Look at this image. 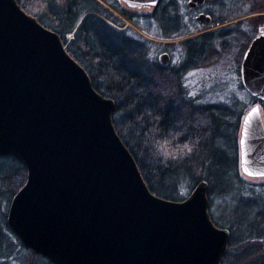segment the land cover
<instances>
[{"label":"water","instance_id":"obj_1","mask_svg":"<svg viewBox=\"0 0 264 264\" xmlns=\"http://www.w3.org/2000/svg\"><path fill=\"white\" fill-rule=\"evenodd\" d=\"M120 1L132 8L159 2ZM196 20L207 26L211 17ZM158 62L168 65V54ZM241 75L264 100V34L250 43ZM253 108L241 123L239 164L259 177L264 124ZM113 109L57 33L15 0H0V155L27 170L6 219L21 243L54 264H220L229 232L209 217L206 181L179 203L153 195L115 131Z\"/></svg>","mask_w":264,"mask_h":264},{"label":"trees","instance_id":"obj_2","mask_svg":"<svg viewBox=\"0 0 264 264\" xmlns=\"http://www.w3.org/2000/svg\"><path fill=\"white\" fill-rule=\"evenodd\" d=\"M15 1L42 26L59 35L65 50L90 77L95 91L113 100L116 133L133 156L150 192L177 201L184 197L177 192L179 187L185 184L190 190L205 180L209 206L214 195L229 198L228 203L216 207L214 214L209 212L212 222L230 234L231 248L220 264H264V185L246 184L238 174L239 120L256 100H241L235 95L226 103H208L189 95L179 80L182 65L176 70L160 67L149 56L147 42L129 36L110 16L105 6L110 0ZM153 16L162 28V38L187 34L181 30L185 24L173 10L171 0H160ZM68 35L72 38L67 39ZM218 36L205 33L183 40V67L201 63ZM176 132L181 134L173 143H186L191 151L168 158L157 154L155 141ZM25 178L26 169L18 159L0 156V204L4 201L7 206ZM5 226L7 236L0 234V249L7 248L6 255L16 246L23 258L28 252L36 260L34 264H52L24 248Z\"/></svg>","mask_w":264,"mask_h":264},{"label":"rangeland","instance_id":"obj_3","mask_svg":"<svg viewBox=\"0 0 264 264\" xmlns=\"http://www.w3.org/2000/svg\"><path fill=\"white\" fill-rule=\"evenodd\" d=\"M171 1L173 2V10L179 14L181 21L185 24L181 30L187 31V34L171 39L160 36L162 28L149 7L130 8L120 0L109 1V5H113V8L109 7L108 4V6H105L109 8L110 16L116 20L120 29L125 30L129 36H137L147 42L150 50L149 56L152 59L158 62V56L165 52L170 60L165 68L176 70L182 65L179 69L181 75L179 80L187 89L189 95L198 96V100L208 103H226L235 95L241 100L251 97L243 88L240 70L243 55L248 45L256 36L264 34V0H205L202 11L212 18V22L207 24V26H202V24L194 21L196 11H192L187 6L188 0ZM27 14L32 16L29 13ZM205 33L219 35L211 43L208 52H206V58L201 63L197 61L190 67L185 64V67H183L182 62H184L185 58L180 45L181 42ZM70 38H72V35L67 36V39ZM166 81L168 80H159V82ZM253 105L254 103H251L246 108L239 120L237 140L239 139L241 122L246 112ZM258 106L260 108L259 104ZM113 113L114 109L111 114L112 124ZM238 174L246 184L264 185V177H249L240 171L239 159ZM191 190L187 189L185 184L179 187L177 192L184 195V197L176 202L179 203L185 200ZM12 197L13 194L6 207H4V201L0 204V234L4 236H7L5 225H7V211ZM211 199L212 206L208 207V211L210 213L213 212V214L217 206L229 202V198L224 196L214 195ZM0 241L1 243L3 242L1 239ZM12 248L9 255H6L8 252L7 248L4 250L0 249V264H34L36 262L31 255L29 256L28 252L24 254L23 258V253L21 254L16 246H12ZM228 248H231L229 242L225 252ZM15 250H18L19 253L18 251L15 252Z\"/></svg>","mask_w":264,"mask_h":264},{"label":"clouds","instance_id":"obj_4","mask_svg":"<svg viewBox=\"0 0 264 264\" xmlns=\"http://www.w3.org/2000/svg\"><path fill=\"white\" fill-rule=\"evenodd\" d=\"M181 133L176 132L171 134L167 138H161L155 141L154 147L157 154L168 158L175 157L179 154H183L186 151L190 150L188 144H174L173 141L176 137H178Z\"/></svg>","mask_w":264,"mask_h":264},{"label":"flooded vegetation","instance_id":"obj_5","mask_svg":"<svg viewBox=\"0 0 264 264\" xmlns=\"http://www.w3.org/2000/svg\"><path fill=\"white\" fill-rule=\"evenodd\" d=\"M206 2V1H205ZM158 5V4H157ZM156 5V6H157ZM205 5V3L202 5V6H195V7H189L192 11H196V15L194 16V21L196 22V23H198V24H200L199 23V21H197L196 20V17H197V15H199L200 13H202L203 11H202V7ZM156 6H154V7H152V9H150V10H154L155 8H156ZM153 13V12H152ZM204 13V12H203ZM208 15V14H207ZM210 16V15H209ZM211 17V16H210ZM212 22V18H211V21L209 22V23H211ZM208 23V24H209ZM262 103H264V100H262V99H260V103H259V105H260V108H261V110H260V112H261V118H262V121H263V123H264V108H263V105H262Z\"/></svg>","mask_w":264,"mask_h":264},{"label":"snow or ice","instance_id":"obj_6","mask_svg":"<svg viewBox=\"0 0 264 264\" xmlns=\"http://www.w3.org/2000/svg\"><path fill=\"white\" fill-rule=\"evenodd\" d=\"M150 2H155V0H150ZM252 113H257V114H258V113H259V108H253V109H252ZM249 115H251V113H250ZM245 123L248 124V123H250V121H249L248 119H245ZM240 143H241V144H244L245 141L242 139V140L240 141ZM189 151H191V149H190ZM245 171H247V169H245ZM249 174L251 175V173H249ZM258 175L264 177V173H258ZM194 197H195V194H193V195L191 196V198H190V200L188 201V203H191V202L194 200Z\"/></svg>","mask_w":264,"mask_h":264}]
</instances>
